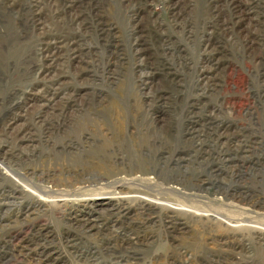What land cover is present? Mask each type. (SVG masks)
Segmentation results:
<instances>
[{
	"label": "rangeland",
	"instance_id": "obj_1",
	"mask_svg": "<svg viewBox=\"0 0 264 264\" xmlns=\"http://www.w3.org/2000/svg\"><path fill=\"white\" fill-rule=\"evenodd\" d=\"M0 162V264H264V0H0Z\"/></svg>",
	"mask_w": 264,
	"mask_h": 264
},
{
	"label": "bare ground",
	"instance_id": "obj_2",
	"mask_svg": "<svg viewBox=\"0 0 264 264\" xmlns=\"http://www.w3.org/2000/svg\"><path fill=\"white\" fill-rule=\"evenodd\" d=\"M59 78V77H58ZM51 101V100H50ZM44 104V103H43ZM35 127V126H34ZM82 133V132H81ZM18 139V138H17ZM31 139V138H30ZM13 146V145H12ZM15 146V145H14ZM225 146V145H224ZM3 160H5L4 158H3ZM2 160V161H3ZM16 162V161H15ZM107 162V161H106ZM91 163V162H90ZM149 163V162H148ZM94 164V163H93ZM102 164V163H101ZM5 165V164H4ZM3 165V163L2 162H0V170L1 169H4L5 170V168L3 167L4 166ZM85 165V164H84ZM83 165V166H84ZM95 165V164H94ZM93 165V166H94ZM100 165V164H99ZM132 165V164H131ZM143 165V164H142ZM93 166H90L91 168L93 167ZM101 166V165H100ZM105 166V165H104ZM104 166H102V167H104ZM138 166V170H139V165H137ZM141 166V165H140ZM147 166V165H146ZM90 167H87L88 169L90 168ZM95 168H96V165L94 166ZM107 167V166H106ZM130 167V165L128 166V168ZM134 167V166H133ZM145 167V166H144ZM151 167V166H150ZM87 168L85 169V170H87ZM90 168V169H91ZM98 168V167H97ZM109 168V167H108ZM107 168V170H109ZM115 168V167H114ZM132 168V167H131ZM143 168V167H142ZM146 168H148V167H146ZM94 169V168H93ZM100 169H101V167H100ZM104 169V168H103ZM102 169V170H103ZM119 169V168H118ZM123 169V168H122ZM145 169V168H144ZM151 169V168H150ZM8 170V169H7ZM11 170V169H10ZM83 170V169H82ZM112 170V169H111ZM115 170H117V169H115ZM114 170V171H115ZM128 170V169H127ZM132 170V169H131ZM98 171V170H97ZM105 171V170H104ZM142 171V170H141ZM144 171H146V172H148L147 171V169H145ZM88 172V171H87ZM117 172V171H116ZM121 172V171H120ZM129 172V171H128ZM139 172V171H138ZM82 173V172H81ZM92 173V172H91ZM94 173V172H93ZM102 173V172H101ZM109 174H110V172H108ZM122 173V172H121ZM126 173V172H125ZM84 174H86L85 172H84ZM97 174V173H96ZM103 174H104V172H103ZM107 174V173H106ZM109 174H107V175H109ZM136 174V173H135ZM140 174H142L141 172H140ZM139 174V175H140ZM146 174V173H145ZM93 175V174H92ZM115 175H116V173H115ZM114 175V176H115ZM127 175H129V174H127ZM130 175H131V173H130ZM134 175V174H133ZM22 176V175H21ZM103 176V175H102ZM118 176V175H117ZM143 176V175H142ZM13 177V179L15 180V185L17 186H14L13 184H12V189H11V191L10 192H8V193H6V195L4 196V198L2 197V199H1V201L3 202V204L2 205H7L8 203H5L3 200H6V201H8V202H11V203H13L12 201H10L11 199H16V198H18L17 197V195H19L21 192H22V190H24V191H28V192H30L31 193V196H33L35 199H38L40 202V204H42L45 200L47 201V197H51V195L49 194V192L50 193H53V192H51V191H44L43 189H35L34 187H36V186H31V185H27L26 183L27 182H23L24 180H22V179H20V178H18V177H16V176H12ZM24 178V177H23ZM112 178V177H111ZM122 178V177H121ZM132 178V177H131ZM140 178V177H139ZM81 179H83V178H81ZM80 179V180H81ZM87 179V178H86ZM114 179V178H113ZM125 179V178H124ZM134 179H135V175H134ZM148 179V178H147ZM173 179V178H172ZM174 179H176L175 177H174ZM173 179V180H174ZM75 180V179H74ZM76 180H77V178H76ZM106 180V179H105ZM104 180V181H105ZM118 179H116V181H117ZM120 180V179H119ZM122 180V179H121ZM131 180V179H130ZM137 180V179H136ZM140 180V179H139ZM142 180H144V179H142ZM153 180H154V178H153ZM152 180V181H153ZM191 180V179H190ZM93 181H94V179H93ZM96 181V180H95ZM101 181V180H100ZM103 181V180H102ZM113 181V180H112ZM135 181V180H134ZM148 181L150 182V180L148 179ZM73 182V181H72ZM92 182V181H91ZM96 182H98V181H96ZM143 182V181H142ZM83 183V182H82ZM132 183V182H131ZM140 183V182H139ZM138 183V184H139ZM72 184V183H71ZM74 184V183H73ZM78 184H80V183H78ZM89 184V183H88ZM87 184V185H88ZM107 184V183H106ZM117 184V183H116ZM118 184H120V183H118ZM121 184H123L122 182H121ZM140 184H142V183H140ZM148 184V183H147ZM83 185V184H82ZM93 185V184H92ZM131 185V184H130ZM29 188H31V190H29L28 189V187ZM62 186V185H61ZM64 186H66V187H68L67 185H64ZM76 186V185H75ZM74 186V187H75ZM109 186V185H108ZM107 186V187H108ZM112 185H110V188L112 189V187H111ZM123 186V185H122ZM122 186H120V188H122ZM144 186V185H143ZM43 187V186H42ZM79 187V186H78ZM78 187H76V188H78ZM127 187H129V186H127ZM133 187V186H132ZM19 188H21V190L19 189ZM50 188V187H49ZM71 188V187H70ZM81 188V187H80ZM84 188V187H83ZM86 188V187H85ZM115 188V187H114ZM124 188V187H123ZM131 188V187H130ZM146 188V187H145ZM149 188V187H148ZM152 188V187H151ZM137 189H139V188H137ZM0 190H2V189H0ZM72 190V189H71ZM90 190V189H89ZM113 190V189H112ZM157 190V189H156ZM6 191V190H5ZM23 191V192H24ZM105 191H107V190H105ZM129 191V190H128ZM65 192V191H64ZM100 192V191H99ZM118 192V191H117ZM132 192H133V190H132ZM4 193V192H3ZM71 193V192H70ZM107 193H109V192H107ZM115 193H116V191H115ZM131 193V192H130ZM138 193V192H137ZM28 194V193H27ZM58 194V193H57ZM96 194V193H95ZM101 194V193H100ZM105 194V193H104ZM123 194V193H122ZM70 195V194H69ZM110 195V194H109ZM124 195V194H123ZM56 196V195H55ZM59 196V195H58ZM92 196V195H91ZM105 196V195H104ZM112 196V195H111ZM110 196V197H111ZM125 196H127L128 197V195L126 194ZM132 196H134V195H131V197ZM117 197V196H116ZM116 197H111V198H109V203H108V207L107 208H105V210H108L109 212L110 211H112V210H114V211H118V210H120V208H119V202H118V205H117V203H116V201H115V198ZM130 197V196H129ZM135 197H138V196H135ZM141 197V196H140ZM139 197V198H140ZM53 198H57V196L56 197H54L53 196ZM93 197H91V198H89L88 199V195H87V197L85 198V201H88V204H89V202L91 201V202H93L94 201V199H92ZM97 198V197H96ZM105 198V197H104ZM108 198V197H107ZM118 198H119V196H118ZM138 198V199H139ZM27 199V198H26ZM52 199V198H51ZM81 199V198H80ZM122 199H124V198H122ZM127 199V202H128V198H125V200ZM55 200V199H54ZM60 200L61 201H64V205H65V202H66V204H67V202H71V200H69V198H66V195H63V196H61L60 198H59V200H58V202H60ZM79 200V199H78ZM103 200V198H101V197H99V198H97L95 201H97V203L98 202H100V201H102ZM130 200H132V199H129V202H130ZM155 200V199H154ZM154 200H151V199H144V197L143 198H141L140 199V203H141V205H149V206H158L159 205V201H154ZM158 200V199H157ZM42 201V202H41ZM133 201V200H132ZM131 201V202H132ZM54 202V201H53ZM82 202H83V200H82ZM126 202V203H127ZM73 203V202H72ZM77 203V202H76ZM80 203V202H79ZM105 203V202H104ZM115 203H116V205H115ZM123 203V202H122ZM17 204V203H16ZM62 204V203H61ZM69 204V203H68ZM91 204V203H90ZM160 204H161V202H160ZM10 205V204H9ZM73 205V204H72ZM85 205V204H84ZM87 205V204H86ZM101 205V204H100ZM162 205H163V203H162ZM11 206V205H10ZM32 206V205H31ZM131 206V205H130ZM173 206V205H172ZM2 207V206H1ZM4 207V206H3ZM26 208H27V210L26 211H30V205H27L26 206ZM93 208V207H92ZM109 208V209H108ZM147 208V207H146ZM156 208V207H155ZM33 209V208H32ZM97 209V208H96ZM123 209H125V208H123ZM184 209V208H183ZM128 210V209H127ZM173 210V209H172ZM189 210V209H188ZM188 210H186V211H188ZM18 211V210H17ZM19 211H20V209H19ZM96 211H98V210H96ZM101 211V210H100ZM129 211V210H128ZM191 212H192V210H190ZM32 212V211H31ZM104 212V211H103ZM120 212V211H119ZM111 213V212H110ZM126 213V212H125ZM34 214V213H33ZM77 214V213H76ZM79 214V213H78ZM81 214V213H80ZM105 214V213H104ZM218 215V214H217ZM26 216H28V215H26ZM90 216V214H86L85 212L81 215V219H77V218H74V217H72V221H75V222H77V223H79V224H77L78 226H82L83 228L84 227H88L89 225H90V223H91V221H93L92 219H91V217H89ZM97 216V215H96ZM100 216V215H99ZM102 216V215H101ZM116 216V215H115ZM114 216V217H115ZM103 218V217H102ZM106 219V218H105ZM104 219V220H105ZM100 219H98V221H99ZM102 220V219H101ZM230 221V220H229ZM230 222H232V221H230ZM92 224H94V223H92ZM92 226H94V225H92ZM91 227V226H90ZM235 227V226H234ZM237 227V226H236ZM81 228V227H80ZM82 228V229H83ZM96 228V227H95ZM43 230V229H42ZM89 230H91V229H89ZM259 230V229H258ZM49 231V230H48ZM41 232L42 231H38V233H37V236L36 237H41ZM48 240V239H47ZM131 241L129 242V244H133V241H132V239H130ZM38 241V240H37ZM41 241L44 243L41 247H39L38 249L39 250H41V252H42V250H45L46 249V244H45V241H46V239H45V236H43V238L40 240V243H41ZM32 242V241H31ZM37 243V242H36ZM39 243V242H38ZM39 245V244H38ZM51 245V244H50ZM107 247V246H106ZM109 247H111V246H109ZM113 247V246H112ZM24 248V247H23ZM36 249V248H35ZM34 249V250H35ZM21 252H22V250H21ZM46 253V252H45ZM121 258V257H120ZM126 261V260H125ZM111 263H113V262H111Z\"/></svg>",
	"mask_w": 264,
	"mask_h": 264
}]
</instances>
